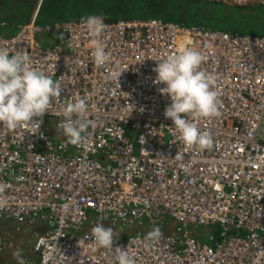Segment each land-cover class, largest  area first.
<instances>
[{"label": "built area", "instance_id": "2783aa9c", "mask_svg": "<svg viewBox=\"0 0 264 264\" xmlns=\"http://www.w3.org/2000/svg\"><path fill=\"white\" fill-rule=\"evenodd\" d=\"M92 15L107 25L101 39L110 61L100 68L82 23L88 15L46 25L33 17L9 36L0 20V47L28 55L32 68L61 87L38 132L39 121L15 130L0 125L7 201L0 228L6 218L16 232L46 225L34 233L37 259L26 256L27 264H117L115 251L92 238L96 224L120 233L113 248L127 250L135 264H264V35ZM45 35L62 42L47 45ZM184 46L200 50L201 70L216 77L219 115L195 121L210 134L209 149H186L173 135L174 123L164 116L170 98L158 91L164 84L154 83L156 60ZM117 68L125 70L119 84L108 78ZM76 98L86 100L90 121L79 146L56 131L63 108ZM188 224L215 225L219 235L203 242ZM155 227L162 235L146 240Z\"/></svg>", "mask_w": 264, "mask_h": 264}, {"label": "clouds", "instance_id": "9594fccd", "mask_svg": "<svg viewBox=\"0 0 264 264\" xmlns=\"http://www.w3.org/2000/svg\"><path fill=\"white\" fill-rule=\"evenodd\" d=\"M82 23L92 37L93 63L98 68L105 66L110 61V55L101 37L107 25L102 17L96 15H88ZM205 59L200 50L184 46L178 53L156 60L158 63L154 68L157 73L154 83L165 85L158 88V91L171 101L165 107L164 116L173 121V135L183 142L186 149L198 147L204 150L213 145L210 134L200 131L195 122L219 115L217 93L213 90L216 77L200 68ZM123 71L120 68L114 69L108 78L118 82ZM60 93V83L46 72L32 68L28 55H10L6 47H0V125L15 130L39 121L36 127L38 132L43 115L51 110L53 99L59 98ZM87 114L88 105L84 98L68 102L63 108L65 119L57 124L56 131L62 132L67 143L79 146L90 124ZM176 157L181 158L179 153ZM3 191L4 186L0 185V209L7 203L2 196ZM119 234L103 224H96L91 229V236L97 246L115 251L117 264H135L134 256L127 250L119 246L113 248ZM161 235L159 227H155L147 233L146 240H158ZM13 255L18 264H27L21 250Z\"/></svg>", "mask_w": 264, "mask_h": 264}, {"label": "rangeland", "instance_id": "374dc122", "mask_svg": "<svg viewBox=\"0 0 264 264\" xmlns=\"http://www.w3.org/2000/svg\"><path fill=\"white\" fill-rule=\"evenodd\" d=\"M147 1H161L162 3L157 6V4L151 2V4L145 6L146 8L123 9L119 12H108V15L110 18L123 17L145 19L157 17L168 21L181 22L187 26L206 25L210 28L212 27L209 24V21H206L203 14L199 13V10L197 9L200 5H203L201 1ZM37 2L38 0H0V20L6 24V26L2 27L1 32L7 34L5 31H12L14 26L29 21L34 12L35 3ZM100 7H102L101 0H40L36 22L46 25L76 19L86 15L95 14ZM262 22L261 26H258L255 29L250 27L245 30H242L244 26L240 23L241 28L238 26L237 29L244 34L256 33V35H264V20ZM5 27H7L6 30ZM42 38L43 42L47 45L62 42V38L59 36L56 39H53L52 35H45L42 36ZM187 230L200 235L203 242L208 241L207 234L216 235V238L219 235V228L215 225L207 226L188 224Z\"/></svg>", "mask_w": 264, "mask_h": 264}, {"label": "trees", "instance_id": "16d2710c", "mask_svg": "<svg viewBox=\"0 0 264 264\" xmlns=\"http://www.w3.org/2000/svg\"><path fill=\"white\" fill-rule=\"evenodd\" d=\"M151 2L157 4V6L162 3L161 1L149 2L147 0H101L102 7L98 8L96 13L103 14L107 21H114L121 17L110 18L108 12H119L120 10L129 8H146L145 6L151 4ZM201 3H203V5H200L197 9L199 10V13L203 14L204 19L209 21V24L213 28L240 32L237 29L238 26L241 28L240 23L244 26L242 30L250 27L255 29L258 26H261L263 23L262 21L264 20V5L228 6L219 2ZM4 26H6V24ZM17 26H14L12 31H5L7 33L5 35L15 34ZM6 28L7 27H5V30Z\"/></svg>", "mask_w": 264, "mask_h": 264}, {"label": "crops", "instance_id": "0c3cea01", "mask_svg": "<svg viewBox=\"0 0 264 264\" xmlns=\"http://www.w3.org/2000/svg\"><path fill=\"white\" fill-rule=\"evenodd\" d=\"M95 14H101V13H95ZM20 25L21 24L17 26V31ZM5 36H9V35H5ZM45 229H46V225L28 224L24 227L22 231L16 232L14 230L13 220L7 218L4 219V222L0 228V232L4 237L5 248L3 250H0V264H18V260L13 255V253L17 252V250H21V255L23 256V258H25L26 256H31L33 259H37V256L33 251V244L35 241L34 233L36 231H44Z\"/></svg>", "mask_w": 264, "mask_h": 264}, {"label": "water", "instance_id": "95a60500", "mask_svg": "<svg viewBox=\"0 0 264 264\" xmlns=\"http://www.w3.org/2000/svg\"><path fill=\"white\" fill-rule=\"evenodd\" d=\"M39 2H40V0H38V2L35 3L34 12H33V14H32V16H31L30 19H32L33 17H34V18L37 17V14H38V4H39ZM30 19H29V20H30Z\"/></svg>", "mask_w": 264, "mask_h": 264}]
</instances>
